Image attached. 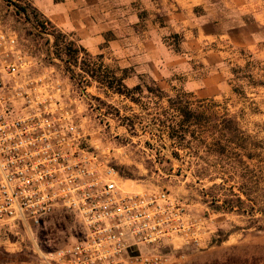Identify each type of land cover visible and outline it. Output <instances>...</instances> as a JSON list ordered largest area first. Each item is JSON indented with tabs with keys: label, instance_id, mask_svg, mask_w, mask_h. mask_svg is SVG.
Returning <instances> with one entry per match:
<instances>
[{
	"label": "rangeland",
	"instance_id": "rangeland-1",
	"mask_svg": "<svg viewBox=\"0 0 264 264\" xmlns=\"http://www.w3.org/2000/svg\"><path fill=\"white\" fill-rule=\"evenodd\" d=\"M35 1L22 0L32 6ZM61 1L49 0L54 4ZM90 2L93 15H97L100 22L115 21L119 28L131 25L137 35L154 29L153 35L157 31L162 48L157 49L156 56L132 61L129 66H124V57L115 59L108 52L97 54L102 55L100 60L88 53L90 57L80 54L76 64L73 60L67 63L68 58L63 54L64 43L71 41L81 47L77 45L74 32L63 33L44 15L57 31L65 35L64 43L62 39L55 43L52 34L39 32L33 24L15 14L13 3H21V0H0V26L17 33L21 45L32 52L38 64L54 68L61 78L73 85L79 83V87L87 90V100L82 108L85 129L92 142L110 151L111 164L118 173L122 171L127 175L122 177L119 174L126 185L132 190L166 191L186 204L197 217L208 219L209 244L199 250L174 251L171 264H264V230L257 229L261 225L257 222L261 215L255 212L243 216L222 209L214 210L210 206L212 195L222 200L227 193L223 182L227 165H232L236 174L234 192L238 193L240 177L246 175L250 199L257 198L254 175L259 160L254 155L264 151V0ZM176 14L185 17L181 23L182 32L178 33L182 36L178 44L180 53L173 50L174 39L171 37L176 26L172 27L170 21ZM191 19L204 27L209 36L205 40L207 44L200 47L209 61H201L196 57L198 53L193 55L190 50L192 36L200 35L197 28L192 27ZM81 60L86 65L83 66ZM247 60L251 62L254 78L261 84L250 87L244 82L239 83L237 85L242 87L245 95H237L232 91L231 80L234 78L230 69L244 66ZM80 66L91 71L101 66L107 80L112 75L124 76L123 85L128 89L140 86L135 94L138 101L115 94L96 82L90 73L80 70ZM148 87L170 95L183 88L203 99L207 108L220 115L226 113L239 124L238 138L246 142V151L252 158L210 157L197 142L189 139L192 151L197 153V157L190 156L187 149L179 148L177 143L168 139V116L163 114L166 103L151 96ZM175 152L177 155L173 154ZM48 225L47 237L53 248L68 237L72 217L53 214ZM221 239L224 241L217 244L216 241ZM32 250L29 232L0 230V264L29 261L34 257Z\"/></svg>",
	"mask_w": 264,
	"mask_h": 264
},
{
	"label": "built area",
	"instance_id": "built-area-1",
	"mask_svg": "<svg viewBox=\"0 0 264 264\" xmlns=\"http://www.w3.org/2000/svg\"><path fill=\"white\" fill-rule=\"evenodd\" d=\"M79 86L0 26V230L29 232L34 254L9 264H171L176 250L205 248L207 218L166 191L132 190L92 142ZM57 213L73 225L52 248Z\"/></svg>",
	"mask_w": 264,
	"mask_h": 264
},
{
	"label": "trees",
	"instance_id": "trees-1",
	"mask_svg": "<svg viewBox=\"0 0 264 264\" xmlns=\"http://www.w3.org/2000/svg\"><path fill=\"white\" fill-rule=\"evenodd\" d=\"M58 2V0H55ZM15 14L25 19V21L34 25L38 28L39 32L52 34L55 43H59V39L64 43L65 35L57 31L56 27L41 14L35 7L30 3H13ZM171 37L174 39V51L179 53L180 48L178 44L181 40V36L177 33H172ZM63 54L67 56V63L70 60L76 64L79 55L90 57L86 50L82 47H76V45L69 41L64 43ZM58 58L61 57L60 53H57ZM102 55H96L95 59L100 60ZM81 63L86 65L85 61L81 60ZM88 68V65H87ZM101 66L96 71L86 69V67L80 66V70L87 74H91V77L96 78V82L103 84L107 89L113 91L115 94L126 97L133 102L138 100L135 97L136 91L140 90V86L136 85L128 89L123 85L124 76L112 75L110 80L105 77L104 72L101 70ZM230 73L234 79L232 82V91L237 95H245L239 83H246L250 87L258 86L259 83L254 78L251 62L247 60L244 66L231 67ZM147 92L157 98L160 101H165L166 107L164 108L163 114L168 116V134L167 137L174 143H177L179 148L187 149V153L190 156L197 157V153L191 149V140L197 142L199 148L203 149L206 155L210 157H223L229 158L230 156H239L241 158L250 159L252 158L247 153L245 141H240L239 136V124L231 117H227L226 113L220 115V113L207 108V105L203 99H198L192 91L178 88L175 90L173 95L161 91L157 88L148 87ZM191 139V140H189ZM177 155V152L173 153ZM254 158L259 160L255 165L254 175V189L257 193V200L250 199L249 193V179L246 175L240 177V186L237 187L238 193L234 192L236 183V174L232 165H227L223 171V175L226 176L223 182L226 185L227 193L219 199L216 195L211 196L210 206L214 210H224L227 213H237L239 215H254L255 212L261 216L257 222L261 223L257 227L258 230H264V199H260L264 196V151L254 155ZM224 168V167H223ZM247 169L249 167H246ZM122 177H127L122 171L119 172ZM213 181V179H210ZM259 197V199H258ZM253 200V201H251ZM251 201V205L249 204ZM221 202V205H217ZM253 204V205H252ZM224 241L221 239L216 241L217 244Z\"/></svg>",
	"mask_w": 264,
	"mask_h": 264
},
{
	"label": "crops",
	"instance_id": "crops-1",
	"mask_svg": "<svg viewBox=\"0 0 264 264\" xmlns=\"http://www.w3.org/2000/svg\"><path fill=\"white\" fill-rule=\"evenodd\" d=\"M92 5L90 0H62L59 4H54L49 0L33 2V6L55 23L63 33L74 32L77 45L91 55L108 52V55L115 59L124 57L126 64L124 66H129L132 61H141L142 59L145 60L147 56H156L157 49L162 48L160 47L162 46L161 41L156 35L157 31H155V36L153 35L154 29L152 31L144 30L137 35L131 25H127V28H119L115 21L100 22L97 15L95 17L93 15ZM171 18H174L170 21L171 26H176L172 31L177 34L182 32L180 28L185 17L176 14ZM190 21L192 27L197 28L200 32V35L192 36L190 50H192L193 55L198 53L196 57H200L201 61H209L206 52L200 50L202 45L207 44L205 40L209 36L204 27L192 19ZM184 26L187 25L184 23ZM179 48L181 52V46ZM187 55L191 54L187 53Z\"/></svg>",
	"mask_w": 264,
	"mask_h": 264
}]
</instances>
